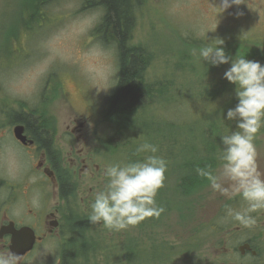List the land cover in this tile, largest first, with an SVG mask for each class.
I'll list each match as a JSON object with an SVG mask.
<instances>
[{"label":"rangeland","instance_id":"374dc122","mask_svg":"<svg viewBox=\"0 0 264 264\" xmlns=\"http://www.w3.org/2000/svg\"><path fill=\"white\" fill-rule=\"evenodd\" d=\"M34 1L0 0V107L16 111L20 104L36 111L29 112L53 133L51 158L56 164L60 161V169L68 172L66 187H74L71 200L68 197L63 204V243L57 237L46 241L39 250V264H216L215 260L221 264H264V209L251 213L256 224L250 228L225 219L226 207L240 211L248 202L242 195L232 196L240 197L237 200L214 190L208 179L200 197L191 195V210L184 206L179 193L174 198L178 205L174 207L168 195L162 193L177 184L178 174L169 167L155 197L156 205L163 209L158 217H148L120 231L90 221L95 194L103 191L108 182L105 169L112 164L135 162L133 149L135 142L146 136L140 131L144 126H138L137 135L118 137L111 122L105 119L118 81L119 62L115 42L105 46L93 35L103 15L100 3L83 9V0H56L52 2L55 6L50 5L52 13L48 17L45 13L43 22L31 9ZM221 2L137 0L132 44L144 47L149 64L146 78L153 84L151 89L156 90L153 101H146L141 109L143 116L137 118L140 124L161 123L165 118L194 126L201 137V131L215 115L216 103L202 102L200 95L213 90L214 86L208 83L215 82L219 70V77L223 78L231 66V61L218 66L204 61L199 55L202 47L224 48L239 40L257 51L256 55L246 53L243 57L264 64L262 2L244 0L220 13ZM15 19H23L24 23L15 25ZM233 52L230 48L226 54L236 59L238 54ZM70 118H78L84 131L83 140L77 144L74 135L67 136L65 123ZM254 143L258 170L264 174V134H258ZM73 144L77 149L86 147L88 155L84 152L80 157L87 159L93 174L80 177V171L74 174L70 170L67 149ZM156 153L165 155L160 150ZM170 153L181 156L184 152ZM152 154L144 155L146 158ZM89 156L92 161H88ZM222 166L215 175L220 174ZM38 180L43 182L46 178L39 174ZM224 183L228 186L230 182ZM37 196L38 203L54 207L52 193L40 189L34 197ZM190 215L188 224L184 223ZM201 222L207 228L198 233L199 248L185 246L190 252L184 258V242ZM245 241L252 242L257 255L237 250ZM179 243L184 244L177 248ZM226 249L230 252L224 253ZM157 251L163 253L160 263L156 260Z\"/></svg>","mask_w":264,"mask_h":264},{"label":"clouds","instance_id":"9594fccd","mask_svg":"<svg viewBox=\"0 0 264 264\" xmlns=\"http://www.w3.org/2000/svg\"><path fill=\"white\" fill-rule=\"evenodd\" d=\"M242 3L244 0H222L219 11L222 13ZM199 55L217 66L231 61L224 78L236 85L238 103L227 110L226 119L235 120L239 131L221 136L224 149L220 174L215 175L205 168H197V173L207 178L214 190L229 198L242 195L248 206L240 211L226 207L225 219L231 218L250 228L256 224L251 213L264 209V174L258 170L254 143L256 134L264 127V64L245 57L233 59L220 46L202 47ZM138 151L155 154L158 147L143 143ZM166 170V161L157 155L124 166L109 165L104 171L108 182L91 203L90 221L120 231L148 217H158L163 209L156 205L155 197L164 184ZM224 181L230 182L228 186ZM33 203H38V196L34 197ZM18 260V255L11 250H0V264H18Z\"/></svg>","mask_w":264,"mask_h":264},{"label":"trees","instance_id":"16d2710c","mask_svg":"<svg viewBox=\"0 0 264 264\" xmlns=\"http://www.w3.org/2000/svg\"><path fill=\"white\" fill-rule=\"evenodd\" d=\"M52 1L53 3L56 2V0ZM98 2L100 3L99 6H103L104 13L100 23L94 28L93 35L97 36L100 42L107 46L115 42L114 44L118 48L119 62L118 81L113 90L105 119L111 122L114 132L118 136H122V134L125 137L128 134L137 135L138 126H144V129L140 131L146 136L142 137V141H136L133 149L136 155L135 162L144 160V154L149 153L138 151L141 142L154 144L158 150L167 149L169 151L165 155L152 154L162 157L166 161L167 167L173 168L178 174L177 184L174 187H167L162 193L168 195L174 207L178 205L174 198L179 193L184 200V206L191 210L190 204L194 201L191 195L195 194L200 197L207 180L197 173V168H205L216 174V170L223 165L221 156L224 145L221 142V136L239 131L235 120L226 119L227 110L234 108L238 103V98L235 95L236 85L233 83L228 85L227 79L219 77L222 75L221 70L216 75L215 82L208 83L214 86L211 88L213 90L202 93L200 100L202 102L214 100L216 110L214 117L207 122L201 131V137L198 136L194 126L172 120L166 121L165 118L161 123L145 122L142 124L141 122L140 124V120L137 118L143 116L141 109L146 106V101H153L156 90L155 88L151 89L150 85L153 84L148 82L146 78L149 64L144 47L132 44L133 12L137 0H85V7H93L98 5ZM41 10L42 4L39 6V11ZM237 45L239 46L235 51ZM230 48L234 50L233 53L238 54L237 58L243 57L246 53L257 54L255 49L246 47L239 40L229 42L224 47L225 52L227 53ZM181 128L182 131H180ZM258 134H264V127H261L256 136ZM170 151H182L184 153L181 156H173ZM239 198L232 199L238 200ZM170 201H168L169 204ZM190 219L191 215L187 216L184 223L187 222L188 224ZM216 226L214 225V231L217 230ZM206 228L207 225L203 222L198 223L192 237L184 242L185 245L182 250L184 258H186L185 254L190 252V249L185 248V246H189V248L193 246L192 249L199 248L198 233L205 231ZM168 243L171 249L172 245L169 241ZM162 255L163 253L160 251L155 254L159 263ZM213 262L221 264L217 260ZM252 264H256V262Z\"/></svg>","mask_w":264,"mask_h":264},{"label":"flooded vegetation","instance_id":"af4514ba","mask_svg":"<svg viewBox=\"0 0 264 264\" xmlns=\"http://www.w3.org/2000/svg\"><path fill=\"white\" fill-rule=\"evenodd\" d=\"M257 1L264 6V0H251V3ZM52 2L34 1L31 6L34 15L45 22V13L47 17L52 13ZM38 4H42L41 11ZM19 23H24L23 19L15 21V25ZM29 111L36 113L20 104L16 111L12 107H0V250L16 253L18 264H39L40 247L53 237L63 243V204L68 197L71 200L69 195L74 188L66 187L68 172L60 169V161L56 164L51 158V149L54 147L51 128H44L41 121ZM49 122L53 126L54 122ZM65 126L67 136L76 137L75 144L83 140L84 131L78 118H70ZM84 152H87L85 146L77 149L74 144L67 149L69 168L74 170V174L80 171V177L84 173H94L87 159L80 157ZM160 152L166 154L168 151L164 149ZM88 161H92L90 156ZM46 169L52 174L49 175ZM95 169H99L97 164ZM39 174H43L46 180L40 182ZM40 189L52 193L54 207L49 208L43 202L33 203Z\"/></svg>","mask_w":264,"mask_h":264},{"label":"water","instance_id":"95a60500","mask_svg":"<svg viewBox=\"0 0 264 264\" xmlns=\"http://www.w3.org/2000/svg\"><path fill=\"white\" fill-rule=\"evenodd\" d=\"M246 249H251V246H250L249 243H244V244H242V245L239 246V250H240L242 253H245ZM252 252H253V254H256V253H257L256 250H253Z\"/></svg>","mask_w":264,"mask_h":264}]
</instances>
